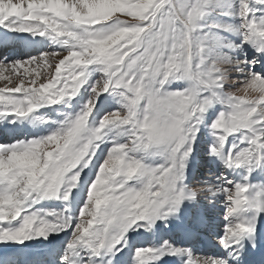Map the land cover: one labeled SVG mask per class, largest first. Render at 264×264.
I'll use <instances>...</instances> for the list:
<instances>
[{
  "label": "snow or ice",
  "instance_id": "1",
  "mask_svg": "<svg viewBox=\"0 0 264 264\" xmlns=\"http://www.w3.org/2000/svg\"><path fill=\"white\" fill-rule=\"evenodd\" d=\"M255 4L264 7V0ZM138 9L133 19L139 23L134 24L121 20L122 12L103 20L90 18L89 0H0V26L47 34L62 47L23 60H0V78L8 82L0 87V119L26 118L41 106L76 97L88 82L89 66H98L102 73L85 106L68 114L58 129L0 144V244L5 246L0 264H44L14 245L47 240L69 229L71 239L60 264H98L97 258H106L99 264H114L128 246L127 233L141 222L150 229L169 216L179 219L185 200L195 202L200 196L186 183L188 161L200 125L217 102L227 109L210 125L217 139L208 145L209 155L229 168L245 166L249 176L264 168V73L254 70L258 59L234 54L251 43L264 55V16H256L261 8L253 0H141ZM232 16L240 22H227ZM123 29L129 30L125 39L126 32L117 35ZM227 34L240 35V44ZM51 57H59L55 66ZM225 65L232 69L228 79L242 74L229 88L242 87L244 94L225 89L230 85L225 83ZM47 70L50 75L45 77ZM6 71L18 74L15 80ZM171 80L190 81V87L164 90ZM109 89L121 97L123 107L107 112L93 126L90 117ZM120 125L130 126L129 139L116 142L108 152L73 223V189L81 186L104 130ZM237 132H244L241 143L248 146L228 147L229 135ZM152 149L166 157L165 164L151 166L134 155H149ZM139 178L141 187L129 183ZM200 185L211 196L225 194L229 223L220 244L227 256L194 257L191 249L165 241L137 248L133 264H157L166 255L181 253L188 256L186 264H264V187L253 192L250 183L229 188L212 180ZM98 187L107 188L102 206L94 199ZM51 198L62 200L65 207H35Z\"/></svg>",
  "mask_w": 264,
  "mask_h": 264
},
{
  "label": "rangeland",
  "instance_id": "2",
  "mask_svg": "<svg viewBox=\"0 0 264 264\" xmlns=\"http://www.w3.org/2000/svg\"><path fill=\"white\" fill-rule=\"evenodd\" d=\"M140 3H141V0H89V4H90V6H92V11H91L90 18H93L94 20H103V19H106L108 16H111L113 13L122 12V13H126V14L121 15L119 17L121 20L128 21L130 23L136 24V23H139V19L138 18L137 19H133V16H137L138 17V11H139L138 5ZM256 7H260L261 8V10H260L261 14L260 15H264V7H261L260 5H258ZM127 13H131V15H129ZM225 19L229 23H239L240 22L239 18L236 17V16L226 17ZM103 23H107V22H103ZM128 35H129V33L126 32L124 34V36L121 37V39H125ZM227 35H228V38L231 41L235 42L236 44H240V42H241V41H239V39L241 37L240 35H238V34H227ZM45 36H49V35L45 34ZM250 44L251 43L244 44L243 48H242L243 50L242 49H237L235 51V53H234L236 55V57L240 58V59H243L244 56L247 55V58L249 60L257 59L256 53H253L252 50H251L252 48H250ZM46 46H47V48L50 46V48L44 50L43 52L29 54L28 56L23 57V58H15L12 61H14V60H23V59H27L29 57L39 56V55H41L44 52H56V51L62 50V47H60L61 45L56 43V42L47 44ZM240 50L244 51V53L241 54ZM50 59H51V62L53 64V66H55V64H56L57 60L59 59V57H51ZM260 67L261 66L257 64L255 66L254 70L261 72V68ZM225 68H226L225 83L230 84V85H225V89H228L229 87H232V85H235L237 83L236 79H238L239 76L242 75V74L233 73L231 75V79H228L227 78V74L230 73L232 69L228 65H225ZM89 70H90V74H89V77H88V82L80 90V92L82 94L80 96V100L79 101H74L75 100V97H74V98H71L70 100H66V101H61V102L55 103L54 105L56 107L53 104H48V105L41 106V107H39L38 109H36L34 111L39 116H41L42 118H45L46 120H49V121H51L53 123V129L48 131L47 133L42 134V136H46V135L50 134L51 132L55 131L56 129H58L60 127L61 122L64 121L65 118H66V116L60 115V112H64L65 110H69V107L71 106V107H73L72 108L73 110L71 109L72 110L71 114L75 115L77 112L80 111V109L82 107L85 106L86 102L88 101V99L92 95L91 87L102 76V73L99 71L98 66H96V65L89 66ZM21 72H23V69H21ZM4 75L5 76H11L15 80V78H16V76L18 74H14V73L6 71L4 73ZM43 75L45 77L49 76L50 75V70L44 71ZM7 83H8L7 81H5L4 79L0 78V87H4ZM190 83L191 82L187 81V80H171L170 83H166L165 84L164 90L174 91V90H179V89H183V88H188V87H190ZM8 86L11 87L12 85L9 84ZM228 91L229 92H236L237 94H244V89L242 87L229 88ZM80 92H79V94H80ZM108 92H109V95H110V93L112 92L111 89H109L108 91L102 93L100 95L98 101H97V104H96V107H95L94 111L98 110L99 107L102 108V106H104V105H105L104 106L105 111L100 114V116L96 120L97 123L94 124L93 126L98 125V123L102 119L103 115L106 114L107 112H111V111L116 110V109H121L123 107V105L120 103L121 97H119L116 93H113V92H112L113 95L111 97V99L113 100V103L110 102L109 104H105L106 102H103V98L105 96H107ZM104 99L106 100V98H104ZM112 104H114L113 107H109V108L106 107V105L109 106V105H112ZM45 108H47V109H45ZM226 109H227V106L223 105L222 103H219V102L215 103L209 109L208 112L213 111V113H215V115L211 116V117L209 116V118L206 117L204 123L202 125H200V131H199V133L197 135L196 148H195V151L192 153V156L190 157V159H191L194 156H199V157L202 156L203 158H206L208 160V162H201V163H204V164H202L200 166V168L203 169V170H201V171L200 170L199 171L198 170H196V171L194 170L193 171V172H195V174H194V178L191 181V183H193V185L195 186L194 187L195 188L194 191L197 192L198 194H200V196H198V198L200 200L201 207H208V208H206L208 213L209 212L211 213L213 211V209L210 208L211 204H213L214 202L218 203L220 201H223V195L221 193H218L217 195H215L216 198L214 199V196L209 195V193H207L205 191V187L206 186L200 185L201 182L204 181V180L214 179V178H209L207 176L211 175V174H214V173H217V170L215 169V166L218 169L221 168V170L223 171V169H222L223 165L222 164H216V159H215L216 156H211L208 153V145L213 143L217 139V137L213 135V130L210 128V125L217 118L218 113L220 111H224ZM32 116L34 117V114H32ZM28 119L29 118L25 119V121H24L25 125H27ZM129 131H130V126H124V125L109 126L108 128H106L104 130L105 136H104L103 141L102 142H97L99 145H103V146H99L98 147V148H102V152L99 155V157L96 159V162H95V164L93 166L94 168L92 167V165H93V163H92L93 160H92L90 166L88 168L84 169V172L82 173V176H81V180L84 179V181H85L84 188H82L84 197H83V201L78 206V209H77V212H76V217L74 219L75 221L78 219L79 212L81 211V208H82L83 204L85 203L86 194H87V191L89 190V186L94 181L96 175L98 174L99 166L102 164V162L106 158L108 152L110 151V149L114 146V144L116 142H121L122 143V142H125L126 140L129 139V135H128ZM217 131H220V130H217ZM243 135H244V132L233 133V134L229 135V137H228L229 141L228 142H233V143L236 142V144H238L239 146L243 145L245 142H247V141H244V143H241V138H242ZM42 136H38L37 134H30L28 137L21 138V140H28V139H31V138H38V137H42ZM104 145H106L105 151H104ZM246 146H248V144H246ZM103 151H104V154H103ZM150 153L151 154H149V155H145L143 152H140V153H136L134 155L143 156L145 162L147 164L151 165V166H159V165H163V164L166 163V157L163 154H160L155 149L150 150ZM102 154H103V156H102V158H100ZM193 159L195 160V158H193ZM193 159H192V161H193ZM203 161H205V160H203ZM195 167H197V166H195ZM191 171H192L191 164H190V161H188L187 178H188L189 175H192ZM90 172L92 173V175L87 177L86 175L88 173H90ZM214 177L216 178V175H214ZM225 179H226L225 182H229L230 181L229 178H225ZM142 181H143V178H139V179H133L129 183L132 186H134V187H141L142 186ZM213 182H214V180H213ZM223 183L224 182L221 181V184H223ZM82 184H81V186H82ZM227 184H229V183H227ZM229 185L233 186L232 184H229ZM81 186L79 187V189L81 188ZM229 188H232V187H229ZM107 194L108 193H107V188L106 187H98L96 196L94 197V199L99 202L98 206H102L103 205L104 199H105ZM225 202H227L226 198H225ZM225 202H222V204L214 203L213 207L214 206H216V207H219V206L220 207H227V204ZM216 207H214L215 210H217ZM224 216H226V214H224ZM170 218H171V216L168 218V221L170 220ZM156 224L159 225L161 228H164L165 225H168L169 223L167 222V220H158ZM143 229L149 230V228L145 227L143 225V222H141L140 226L134 227L133 229H131L127 233V237L130 236L133 232H136V233L139 232L140 233V232H142ZM153 230L154 231H160L159 229H156V227H153ZM70 239H71V237L68 239V242H69ZM171 243L174 244V242H171ZM147 246H152V245L149 244ZM139 247H146V246H138L134 250H136Z\"/></svg>",
  "mask_w": 264,
  "mask_h": 264
},
{
  "label": "bare ground",
  "instance_id": "3",
  "mask_svg": "<svg viewBox=\"0 0 264 264\" xmlns=\"http://www.w3.org/2000/svg\"><path fill=\"white\" fill-rule=\"evenodd\" d=\"M17 33H20V32H13V31H10V30H8V29L0 26V46L3 44L4 41H6V39L8 38V36H14V37L15 36H18L19 37L20 35H17ZM21 33L28 35V39L27 40H30L34 44H40L39 46H41V47L45 46L47 48V46H46L47 44L55 43L56 42V41H53L51 39V37H47L45 35H39V34H33V33H27V32H21ZM56 43H58V42H56ZM33 47L35 48L36 46L34 45ZM250 48H252V50H254V52H257L254 45L250 44ZM242 50H240L241 51V54L244 53V51H242ZM26 56H28V55L26 54L24 57H26ZM257 59L260 61L259 64H261V65L264 66V55H261L260 53L257 52ZM81 94L82 93L80 92V94H78L79 97L76 96L74 101H79ZM111 95H113L112 92L110 93V95H109V92L107 93V99H106V101L113 102L112 99H111ZM70 108L72 109V107H69V109ZM70 111L71 110H65L64 111L65 116ZM97 113L99 114V111L98 110H97ZM32 114H34V112L31 113L28 117L22 118V119H16L14 116L9 115V116L1 119L0 120V123L1 124H5V123L10 124V129H9L10 133H14V134L16 133L17 136H19L20 132L23 133L24 131H26V132L28 131L29 133L33 132V133H37V134L42 135L44 132L51 130V126H49L50 125L49 124V120L46 121V123H44V122H42V123L41 122H38L37 123L36 120H35L36 114H34V117L32 116ZM212 115H213V111H210V112L207 113L206 117L209 118V116L211 117ZM27 118H29L28 119V123H27L28 126L25 125V123H24L25 119H27ZM13 120H15V123H12ZM18 140H20V139H18ZM231 144H233V142H228V147H230ZM246 144H248V142H245L243 145H240V147H245ZM104 151H105V146H104ZM104 151H103V153H104ZM101 152H102V148H98L96 150L95 155L92 158V160H93L92 167L94 166V164L96 162V159L99 157V155L101 154ZM102 155H101L100 158H102ZM217 160H218V162L224 163L219 158H217ZM193 162H195L194 159H193ZM193 164L194 163H192V165ZM234 169H236V170H234ZM237 169L240 170V173L238 172ZM225 173L227 174L225 178H229V180L232 181L231 184L233 186H234V184L236 182L250 183L253 186L252 189H251L253 192L259 190L261 187H264V169L263 168L261 169L260 167H257L251 173V175L249 176L248 175V172H247V168L245 166H241V167H235V166H233L231 168H229V167L226 166ZM245 177H247V180H245ZM82 188H83V184H82L81 188L79 189V192H78L77 196L74 198L73 203H72L73 204V207H72V210H71L72 212H70V214L73 217V222H74V219H75V217H74V211H73L74 210V206L75 207L77 206L76 204H78L79 198H81V197L83 198V193H82V190L83 189ZM190 205H192V208H193V205H195V204H194V202H190L188 200H185L184 204L181 207V209H184L183 210L184 211V214L183 215H186L187 214V211L186 210L189 208ZM35 207H37V208H47V209L60 210L62 208V204H61V201H59V199H57V198H51V199H46V200L40 202ZM214 207H216V206H214ZM220 210H221V208H218V210H215V211H212L211 213L210 212L208 213L207 210L205 209L206 214L204 212H203V214L202 213H199V212H197L195 214V219L197 220L196 222L198 223V225L205 226L207 229H209L213 233V236L217 237L219 239V241H220V237L223 236L221 234H224L225 227L229 223V220H226L225 218L223 219V216H221V215H223V212L221 213ZM246 215H250V213H246ZM180 217H181V214L179 213V219H180ZM208 219H210V220H208ZM169 221H170V223L171 222L176 223L178 221V219H177L176 216H171V218H170ZM262 226H264V225H262ZM153 227H156V229H159L160 230V226L157 225V224H155ZM153 227L150 228V230H151L150 232H145V234H142V236L139 237V243L138 244H142L145 241L150 242L151 240L154 241L155 239H157V240L160 239L161 234L163 232L160 233V231H154L153 230ZM171 227L172 226H169V229ZM67 232L68 231H66V232H60L58 234H55V233L54 234H51L48 237L47 240H44V239L41 238V239H37V240L26 241L25 242V245H28L29 246L27 249H25V245H14V247L15 248L18 247V248L25 249V251L30 254V252L33 251V248L32 247L38 246V248L36 250H42L43 247H41V245H43V244H51V241L50 240H52V238H54V237L57 236L56 238H54L52 240V242H54L56 239L60 238L61 235L67 234ZM136 236H137V234H135V236L132 235L131 236L132 238L129 237L128 240H135V237ZM147 238H148V240H145ZM136 243H137V241H136ZM157 246H160V245L158 244ZM4 247L5 246L3 244H0V249H3ZM129 248H130V245L128 243V246L125 247V248H123V250L119 253L120 254V257H124L125 258V256L128 254ZM190 249H191L192 252L193 251H195V252L198 251L197 246L194 245L193 243H192ZM169 257H171V255H166V256L163 257V259H161V261L162 262L168 261ZM97 259L98 260H102V259H106V258H97ZM182 260L186 264V261L188 260V256L187 257H182ZM119 261L120 260L117 257H115L114 263H117Z\"/></svg>",
  "mask_w": 264,
  "mask_h": 264
},
{
  "label": "clouds",
  "instance_id": "4",
  "mask_svg": "<svg viewBox=\"0 0 264 264\" xmlns=\"http://www.w3.org/2000/svg\"><path fill=\"white\" fill-rule=\"evenodd\" d=\"M127 31H129V30H128V29H123V30L121 31V33H117V35H122L123 33L127 32Z\"/></svg>",
  "mask_w": 264,
  "mask_h": 264
}]
</instances>
